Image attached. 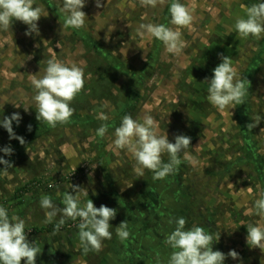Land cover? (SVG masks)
I'll return each mask as SVG.
<instances>
[{"label":"rangeland","instance_id":"rangeland-1","mask_svg":"<svg viewBox=\"0 0 264 264\" xmlns=\"http://www.w3.org/2000/svg\"><path fill=\"white\" fill-rule=\"evenodd\" d=\"M171 2L164 0L153 8L142 7L139 0H101L102 7L98 8L95 0H86L82 11L88 18L77 30L63 27V0H35L34 7L48 12L37 22L39 34L25 35L27 25L20 21H14L8 31H0V120L19 113L22 119L12 125L17 136L25 139L32 129L40 133L9 160L13 167L8 174L0 173V205L9 215L24 219L29 241L40 243L42 251L36 264H157V253L160 264H167L172 250L164 240L175 227L168 223L170 216L184 217L186 228L195 224L214 236L220 233L213 250L226 255L235 250L239 254L235 260L227 257L224 264H264V252L246 243V224L264 225V219L245 214L264 188L245 157L239 105L219 112L207 100L205 82L222 62L220 54L232 58L238 77L245 75L264 46V38H240L234 29L235 18L244 16L251 4L264 0H181L190 8L193 22L181 29L185 47L180 55L167 53L162 42L141 37L137 31L140 24L148 23L175 28L169 23ZM85 38L104 54L88 47ZM53 57L76 63L85 77L83 90L70 104L75 109L71 122L55 128L36 119L35 89L30 82L31 75L40 78L45 74L47 61ZM254 81L246 122L254 123L253 119L261 116L260 123L250 131L264 155V60ZM132 87L137 96L134 111L128 114L134 119L151 115L170 142L174 143L178 134L191 137L187 151L198 163L183 162L176 181L170 175L153 180L148 170L139 178L131 155L109 147ZM101 110L110 117L107 123L111 125L104 138L96 135L103 123L96 119ZM15 142L19 141L10 139L0 124V149ZM163 160L167 162V154ZM33 180L31 192L16 194ZM70 184L85 188L88 197L84 200L91 199L96 207L103 204L117 210L110 221L112 239L103 241L99 253L83 254L78 239L79 218L59 232L44 230L48 224L43 222L41 195H51L62 207V195L72 193ZM150 190L158 194L157 205L144 197ZM57 191L61 197L56 196ZM146 202L144 210L141 205ZM154 212L160 218L155 220ZM123 221H128L131 233L127 247L115 234Z\"/></svg>","mask_w":264,"mask_h":264},{"label":"clouds","instance_id":"clouds-1","mask_svg":"<svg viewBox=\"0 0 264 264\" xmlns=\"http://www.w3.org/2000/svg\"><path fill=\"white\" fill-rule=\"evenodd\" d=\"M35 0H0V31H8L14 21H20L27 25L25 35L39 34L38 21L41 16H47L41 7L35 6ZM96 7H102L101 0H95ZM142 7L155 8L164 0H139ZM51 6V4H50ZM86 6V0H63L60 11L64 14L63 27L65 29H81L86 24L87 14L82 11ZM170 21L173 27L165 24H140L137 31L141 37L151 40L155 38L162 42L167 53L180 55L185 47L182 40L181 29L189 27L193 22L190 8L181 3V0H172L170 7ZM234 29L240 38L247 39L250 36L259 40L264 38V2L253 3L245 10L244 16L235 18ZM57 47H60L59 43ZM221 63L213 69V75L208 84L207 100L219 112L233 109L245 103L249 93L251 82L246 77H238L237 68L233 65L231 57L220 54ZM192 78H194L192 76ZM30 82L35 89L33 97L36 103V119L47 123L51 128L57 125H65L71 122L75 109L70 106L84 88L85 77L83 69L76 63H64L55 57L47 61L45 74L37 78L35 74L30 76ZM16 107H20L15 105ZM19 113L5 116L0 120L3 128L7 130L10 139H16L21 145L25 144L22 136H17L13 130V121L19 124ZM96 119L102 121L96 129V135L104 138L111 125L107 123L110 117L104 111L96 113ZM254 123L247 125L248 130L256 127L261 120L257 115ZM29 130L31 126L29 125ZM261 131H264L262 129ZM115 139L110 148L126 150L135 160L134 171L137 176L143 177L144 170L153 173V180H162L178 171L179 166L187 161L196 165L198 160L189 151L191 137L183 134L175 136V142H170L167 133L161 134L158 122L149 114L134 119L127 114L122 117L121 123L114 130ZM5 156H11L13 149L6 146L0 149ZM167 154L165 162L163 156ZM183 154V158H181ZM0 169L3 175L8 174V169L13 165L8 160L0 157ZM76 171V168H75ZM74 171V172H75ZM232 185V184H230ZM132 184L128 187H131ZM51 187V185H50ZM72 193L66 192L61 197L62 207L54 203L51 195L42 194L39 200L40 207L44 210V223L51 224L58 216L54 232H59L67 219L73 221L79 218L78 239L79 246L84 255L90 251L99 253L103 248V241L112 239V225L110 221L115 219L117 210L101 204L96 207L88 197L85 188L79 185H71ZM252 192V188H247ZM144 212L141 211V215ZM246 215H256L264 219V192L255 200L254 207L249 208ZM170 225H175L174 230L166 235L164 243L172 250L167 264H224L227 257L238 259L239 254L230 250L227 255L219 250H213L214 242H218V235L210 234L205 227L193 224L186 228L187 221L184 217L170 216ZM241 225H245L241 222ZM246 243L250 248H259L264 252V225L259 223L246 224ZM26 221L16 214L9 215V211L0 205V264H36V259L42 249L38 241L30 242L26 232ZM115 234L121 243L125 244L131 233L128 230V221L121 222L115 228ZM157 264H160L157 253Z\"/></svg>","mask_w":264,"mask_h":264},{"label":"trees","instance_id":"trees-1","mask_svg":"<svg viewBox=\"0 0 264 264\" xmlns=\"http://www.w3.org/2000/svg\"><path fill=\"white\" fill-rule=\"evenodd\" d=\"M85 44L89 47H93L96 49L97 53L99 55H103L104 52L102 51V49L98 48V46H96V44L89 38H85ZM264 60V46L262 47V49L260 50V52L257 54V56H255L252 61L250 62L249 67L247 68V71L244 75V77H246L250 82H251V86L249 88V92L251 91V87L253 85L254 78L255 75L261 70V64L263 63ZM123 71V68H120ZM143 73V72H142ZM133 88V87H132ZM130 89V96L127 99V102L122 106V110L120 112L121 116L127 115L129 112H133L134 108H135V102L134 99L137 96L134 92V88ZM249 93L245 99V103L242 105H239V113H238V121L241 123V128H242V138L243 141L245 142V157L247 159V161L252 165L256 177L258 178V180L261 182L262 187L264 188V155L260 152V150L258 149L257 145H256V141H254V138L252 137V133L250 130H248L247 128V122L246 119L247 117L250 115V101H249ZM198 108H202V105L197 104ZM203 109V108H202ZM206 111V110H205ZM207 112V111H206ZM85 123V122H83ZM89 123V122H86ZM46 126V123L43 124ZM44 126V127H45ZM40 133L36 132L34 129L31 130V132H29L26 135L25 140V144L21 145L19 142H15L11 144V148L13 149V154L11 156H5L4 153L0 155V157H3L6 160H11L13 157L18 156L20 153V150L22 149V147H25L26 145H29L32 141H35L36 139L39 138ZM4 165L0 164V169H3ZM177 174L178 172L171 174L169 178H172L176 181L177 178ZM169 180V179H167ZM35 184L34 180L31 181L30 183H28L26 186H24L23 188H20L17 190L16 194L18 195V193H22V194H28L29 192H31L33 190V185ZM21 194V195H22ZM145 199H147L148 201L152 202L153 204L157 205V201H158V194L157 192H155L154 190H150L147 195H144ZM147 202L146 203H142V207L144 208V210L147 207ZM152 210V209H151ZM155 217H153L155 220L160 218L161 215H159L157 212H154ZM72 223H75V221L73 220H68L65 222V225H70ZM147 223V222H146ZM144 224V226H148L147 224ZM55 224H48V227L45 228L44 230H47L49 233H56L54 232L55 229ZM35 232H40V229L34 228Z\"/></svg>","mask_w":264,"mask_h":264}]
</instances>
